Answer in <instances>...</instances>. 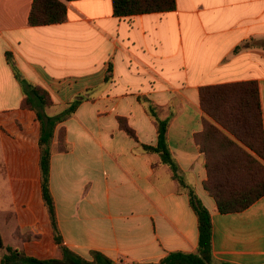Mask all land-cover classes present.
<instances>
[{"label": "crops", "instance_id": "crops-1", "mask_svg": "<svg viewBox=\"0 0 264 264\" xmlns=\"http://www.w3.org/2000/svg\"><path fill=\"white\" fill-rule=\"evenodd\" d=\"M32 1L0 0V260L6 248L61 258L41 195L39 123L21 106L8 52L22 78L49 93L48 115L81 101L51 144L49 188L64 246L120 264L196 251L186 190L141 148L157 139L147 100L168 121L170 155L210 213L213 259L264 264V196L241 212L219 213L202 187L205 159L196 145L202 86L256 82L264 127V49L257 47L264 0H175L174 11L125 18L113 15L111 0H77L66 2L64 23L37 27L27 22Z\"/></svg>", "mask_w": 264, "mask_h": 264}, {"label": "trees", "instance_id": "trees-1", "mask_svg": "<svg viewBox=\"0 0 264 264\" xmlns=\"http://www.w3.org/2000/svg\"><path fill=\"white\" fill-rule=\"evenodd\" d=\"M77 0H33L28 14L31 27L62 24L67 18L66 2ZM113 15L117 18L175 10V0H111ZM257 47L264 49V42ZM239 47L235 49L237 51ZM10 65L23 94L21 106L33 110L39 123V169L41 195L47 209L61 258L38 260L25 256L22 251L6 248L0 264H120L98 251H90L89 259L77 255L63 245L57 224L55 204L49 188L51 144L57 126L72 115L80 100H74L58 114L50 116L46 109L54 105L49 93L38 85L29 84L14 66L11 54L6 52ZM107 79V78H106ZM203 112V130L196 136V145L203 153L206 180L202 187L213 199L221 214L241 212L264 196V127L257 84L254 81L207 85L198 89ZM146 112L154 119L156 143L141 145L143 151L157 154L160 162L170 169L171 178L186 190L188 204L197 221V248L195 252L172 251L156 263L144 264H231L217 262L211 252V220L208 209L196 193L185 184L178 165L170 155L166 142L168 121L160 120L155 107L147 100ZM120 129L135 141L134 131L125 120L118 118ZM65 132H58V150H65ZM0 243V247H1Z\"/></svg>", "mask_w": 264, "mask_h": 264}, {"label": "rangeland", "instance_id": "rangeland-1", "mask_svg": "<svg viewBox=\"0 0 264 264\" xmlns=\"http://www.w3.org/2000/svg\"><path fill=\"white\" fill-rule=\"evenodd\" d=\"M101 171H102V170H101V168H100V176H101Z\"/></svg>", "mask_w": 264, "mask_h": 264}]
</instances>
